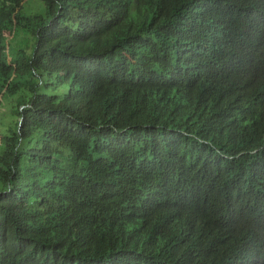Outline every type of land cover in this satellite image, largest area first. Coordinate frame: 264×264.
<instances>
[{
  "label": "trees",
  "instance_id": "16d2710c",
  "mask_svg": "<svg viewBox=\"0 0 264 264\" xmlns=\"http://www.w3.org/2000/svg\"><path fill=\"white\" fill-rule=\"evenodd\" d=\"M2 118L0 264H264V0H1Z\"/></svg>",
  "mask_w": 264,
  "mask_h": 264
},
{
  "label": "rangeland",
  "instance_id": "374dc122",
  "mask_svg": "<svg viewBox=\"0 0 264 264\" xmlns=\"http://www.w3.org/2000/svg\"><path fill=\"white\" fill-rule=\"evenodd\" d=\"M1 1V0H0ZM37 1H35V2H33L31 5H30V9H29V11H31L32 13H34L37 9H38V7H39V4L38 3H36ZM14 99H12V98H7L6 99V101H7V103L5 104V108H1V111H4V110H6L7 108H8V103H11L12 101H13ZM16 122V120H13V123H15ZM10 119L9 118H2L1 120H0V127H1V130H5V131H7L8 130V127H9V125H10Z\"/></svg>",
  "mask_w": 264,
  "mask_h": 264
},
{
  "label": "clouds",
  "instance_id": "9594fccd",
  "mask_svg": "<svg viewBox=\"0 0 264 264\" xmlns=\"http://www.w3.org/2000/svg\"><path fill=\"white\" fill-rule=\"evenodd\" d=\"M166 155L170 156V155H172V153H171V152H169V153H168V154H166Z\"/></svg>",
  "mask_w": 264,
  "mask_h": 264
}]
</instances>
